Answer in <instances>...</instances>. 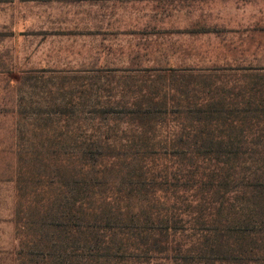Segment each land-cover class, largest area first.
I'll use <instances>...</instances> for the list:
<instances>
[{
    "label": "rangeland",
    "instance_id": "1",
    "mask_svg": "<svg viewBox=\"0 0 264 264\" xmlns=\"http://www.w3.org/2000/svg\"><path fill=\"white\" fill-rule=\"evenodd\" d=\"M0 264H264V0H0Z\"/></svg>",
    "mask_w": 264,
    "mask_h": 264
}]
</instances>
